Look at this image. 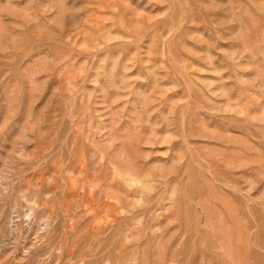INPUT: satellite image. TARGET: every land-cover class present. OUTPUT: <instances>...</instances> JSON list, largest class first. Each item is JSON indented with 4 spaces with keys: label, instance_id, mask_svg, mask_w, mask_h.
I'll use <instances>...</instances> for the list:
<instances>
[{
    "label": "rangeland",
    "instance_id": "rangeland-1",
    "mask_svg": "<svg viewBox=\"0 0 264 264\" xmlns=\"http://www.w3.org/2000/svg\"><path fill=\"white\" fill-rule=\"evenodd\" d=\"M0 264H264V0H0Z\"/></svg>",
    "mask_w": 264,
    "mask_h": 264
}]
</instances>
